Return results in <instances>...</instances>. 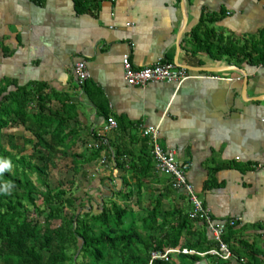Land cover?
<instances>
[{
	"label": "crops",
	"instance_id": "0c3cea01",
	"mask_svg": "<svg viewBox=\"0 0 264 264\" xmlns=\"http://www.w3.org/2000/svg\"><path fill=\"white\" fill-rule=\"evenodd\" d=\"M203 17L206 45L234 42L264 51V0H90L81 6L75 0H0V82L44 84L51 105L70 115V136L58 158H67L80 175L86 207L99 210L115 199L135 213L157 201L163 211L191 209L186 193L154 159L146 162L151 145L141 127L159 126L160 142L189 164L188 180L213 217L236 219L235 240L253 244L264 261V64L199 49L191 31ZM126 53L136 67L165 60L194 76L180 86L130 85L123 75ZM78 61L89 72L83 87L73 69ZM107 115L118 127L106 132ZM21 127L4 133L22 146L33 136ZM98 136L106 148L86 161ZM122 189L133 190L129 200L118 196Z\"/></svg>",
	"mask_w": 264,
	"mask_h": 264
},
{
	"label": "trees",
	"instance_id": "16d2710c",
	"mask_svg": "<svg viewBox=\"0 0 264 264\" xmlns=\"http://www.w3.org/2000/svg\"><path fill=\"white\" fill-rule=\"evenodd\" d=\"M88 1L75 0L77 6ZM206 20L203 17L191 31L199 49H206L214 58L235 57L238 53L264 64V51L256 47L248 51L246 45L236 46L234 42L216 49L206 45L210 35L202 36L199 31ZM255 51L260 55L257 58L253 56ZM51 102L44 84L0 82V162L10 163L0 173V264H150L154 250L180 247L205 252L218 246L208 234L206 223L191 218L190 210L163 211L157 201L143 213H135L128 203L111 199L95 212L85 205L78 206L79 198L63 181L52 186L50 165L65 153L61 147L70 136V115L66 117L64 108L60 110ZM17 126H23L33 136L24 137L22 146L15 135L4 133ZM29 144L33 150H25ZM95 148L86 161L100 155L106 145L100 141ZM151 158L150 155L146 160L148 165ZM132 194L133 190L118 192L123 200H129ZM196 221L199 226H195ZM236 237L235 226L223 236L238 260L264 264L253 244ZM203 258L208 259V264H233L232 260L209 254L202 257L183 252L171 254L169 260L154 259L151 264H194Z\"/></svg>",
	"mask_w": 264,
	"mask_h": 264
},
{
	"label": "built area",
	"instance_id": "2783aa9c",
	"mask_svg": "<svg viewBox=\"0 0 264 264\" xmlns=\"http://www.w3.org/2000/svg\"><path fill=\"white\" fill-rule=\"evenodd\" d=\"M74 72L77 77V83L83 87L89 77L87 64L85 61L75 63ZM123 75L126 82L133 86H146L150 82L161 81L176 83L178 86L194 75L187 71L186 68L178 66L173 62L159 60L153 65L145 67H136L131 61L129 53L123 55ZM219 78V76H212ZM118 127V121L115 117L109 116L104 126V130L110 131ZM142 133L149 139L151 145V155L156 162L160 172L171 177V184L177 190H183L191 204L190 217L196 220H202L206 223L213 239L218 243L205 252L187 248H166L164 251L154 250L151 253L150 264L154 259L169 260L171 254L175 253H192L202 257L207 254L222 260H233L236 258L235 252L227 243L223 236L231 226H236V219L218 220L211 214L210 208L204 203L203 199L197 194V191L187 177L189 164L181 163L177 160L176 151L166 148L159 139V126H142ZM99 140L96 147H99L100 141L105 142L104 137Z\"/></svg>",
	"mask_w": 264,
	"mask_h": 264
},
{
	"label": "rangeland",
	"instance_id": "374dc122",
	"mask_svg": "<svg viewBox=\"0 0 264 264\" xmlns=\"http://www.w3.org/2000/svg\"><path fill=\"white\" fill-rule=\"evenodd\" d=\"M21 128H24V127H21ZM68 161L69 160L67 158L62 157V158H58L57 160H55L54 162L51 163V165H50L51 174H50V179H49L50 183L52 186H56V185H58V183L60 181H63L65 184H67V186L71 187V190H73L74 195L79 198L77 201L78 206L84 205L80 201L81 200L80 199V196H81L80 193L85 192V190H83V188H82L83 187L82 184L79 181L80 175L71 170L72 167H70V165H69L70 162H68ZM77 179H78V181H76ZM72 181L75 182L74 185H72ZM39 203H41V202L38 201V204ZM79 208L81 209L82 207H79ZM87 208H92L95 212L99 211L98 208H96L95 206L94 207L89 206Z\"/></svg>",
	"mask_w": 264,
	"mask_h": 264
},
{
	"label": "clouds",
	"instance_id": "9594fccd",
	"mask_svg": "<svg viewBox=\"0 0 264 264\" xmlns=\"http://www.w3.org/2000/svg\"><path fill=\"white\" fill-rule=\"evenodd\" d=\"M8 167H10V163H8V162H0V173H2Z\"/></svg>",
	"mask_w": 264,
	"mask_h": 264
},
{
	"label": "water",
	"instance_id": "95a60500",
	"mask_svg": "<svg viewBox=\"0 0 264 264\" xmlns=\"http://www.w3.org/2000/svg\"><path fill=\"white\" fill-rule=\"evenodd\" d=\"M194 264H208V259L203 258V259H201V260L195 262Z\"/></svg>",
	"mask_w": 264,
	"mask_h": 264
}]
</instances>
